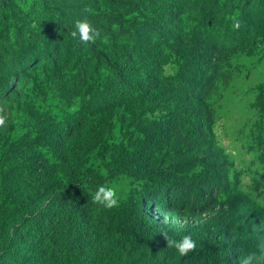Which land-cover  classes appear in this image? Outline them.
I'll return each mask as SVG.
<instances>
[{"label":"trees","instance_id":"obj_1","mask_svg":"<svg viewBox=\"0 0 264 264\" xmlns=\"http://www.w3.org/2000/svg\"><path fill=\"white\" fill-rule=\"evenodd\" d=\"M39 12L33 26L12 27L0 9V102L19 98L37 140L25 138L7 156L19 180L0 181L1 191L12 190L0 207L10 257L28 264H241L260 255L264 209L231 181L232 162L213 125L236 62L264 48V0H40ZM85 20L100 32L95 44L71 36ZM168 63L176 66L171 76L163 70ZM257 101L264 102V85ZM117 135L124 176L151 167L207 176L160 206L181 217L171 233L153 223L127 237L103 236L110 221L100 205L72 188L70 175ZM164 233L177 241L190 235L196 248L181 256ZM71 254L73 262L49 261Z\"/></svg>","mask_w":264,"mask_h":264},{"label":"rangeland","instance_id":"obj_2","mask_svg":"<svg viewBox=\"0 0 264 264\" xmlns=\"http://www.w3.org/2000/svg\"><path fill=\"white\" fill-rule=\"evenodd\" d=\"M0 4V9L7 11L12 27H30L42 19L39 12L40 0H0ZM236 65L238 67L233 80L221 92L213 130L216 143L232 162L231 181L238 191L264 209V102L261 104L257 101L259 87L264 85V48L254 55L242 57ZM163 70L165 75L171 76L175 73L176 66L168 63ZM19 109V98L12 96L0 102V115L6 118L5 126L0 128V181L9 183L19 180L21 172H14L13 158L7 156L16 150L18 142L21 141L25 146V138L34 139L30 124L18 112ZM121 140L122 137L117 135L114 140L107 142V146L103 145L97 153L89 155L70 175L72 188L86 190L92 199L99 186L114 189L113 197L117 199V205L111 209L99 206L101 214L110 221V229L102 231L103 236H111L112 231L116 235L127 237L134 227L143 225L153 228V223H162L164 232L171 233V223L179 224L181 217L171 216L161 210L160 206L167 205V196L186 197L189 193L187 187L191 183L202 182L207 176L192 169L185 171L168 167L160 170L156 167L145 168L142 174L124 176L122 173L127 171V166L122 155L118 156L121 152ZM32 143L35 146L37 140ZM26 162L27 159H24V166ZM10 167H13L12 172L5 174ZM50 177H53L51 181L61 179L59 174ZM11 195L10 188L0 190V207ZM88 206L91 209L95 207L91 204ZM261 220L264 221V217ZM7 233V230L0 233V264H28L23 263V258L10 257L14 254V248L10 249ZM48 243L47 241L46 244ZM74 258L72 254L52 256L49 261L73 262ZM29 264L37 263L32 261Z\"/></svg>","mask_w":264,"mask_h":264},{"label":"clouds","instance_id":"obj_3","mask_svg":"<svg viewBox=\"0 0 264 264\" xmlns=\"http://www.w3.org/2000/svg\"><path fill=\"white\" fill-rule=\"evenodd\" d=\"M239 27V25H237ZM75 31L71 32L73 39L79 38L80 42L84 44H95L96 40L100 37V32L85 21H77ZM6 123V118L0 115V128H3ZM114 189L109 186H99L93 194V202L106 208L111 209L118 203L117 199L113 197ZM259 226H264V221H260ZM163 239L169 247H175L181 256H187L196 248V243L190 235L183 236L179 241L171 239L167 233L163 234ZM241 264H264V249H261V254H249L242 258Z\"/></svg>","mask_w":264,"mask_h":264}]
</instances>
